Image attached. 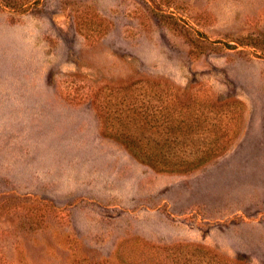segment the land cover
I'll use <instances>...</instances> for the list:
<instances>
[{"label": "rangeland", "instance_id": "rangeland-1", "mask_svg": "<svg viewBox=\"0 0 264 264\" xmlns=\"http://www.w3.org/2000/svg\"><path fill=\"white\" fill-rule=\"evenodd\" d=\"M153 82L222 152L161 171L114 137L98 105L136 132ZM234 257L264 264V0H0V264Z\"/></svg>", "mask_w": 264, "mask_h": 264}, {"label": "trees", "instance_id": "trees-1", "mask_svg": "<svg viewBox=\"0 0 264 264\" xmlns=\"http://www.w3.org/2000/svg\"><path fill=\"white\" fill-rule=\"evenodd\" d=\"M117 86H121L124 90L120 89L119 91L124 93L129 83L124 82ZM151 86L157 90V92L154 90V98L157 101L151 105V108L156 112H136V115L131 113L122 122L123 125L127 124V126L136 123V126L140 127V129H136V132L129 131L127 128L118 129L115 127L114 121L109 119L108 114L101 111L103 110L102 106L98 105V115L102 117V121L103 118L104 121L106 120L105 122L114 137L119 138L132 151V154L157 170L186 171L222 152L221 148L210 147V145L186 143L185 139L188 136L191 138L192 134L197 133L193 128L196 125L193 124L192 127V124L188 122L200 123L199 114L180 113V107H187L188 104L180 97L176 99V96L174 98L177 104L174 108L177 113L172 114L169 108L164 106V100L167 97L171 99L168 96V86L160 85L158 82L151 83ZM111 89L113 90V87ZM115 118L119 117L116 115ZM151 126L152 128H150ZM207 134H204V137ZM238 260H240L239 257H234L232 263L239 264Z\"/></svg>", "mask_w": 264, "mask_h": 264}]
</instances>
